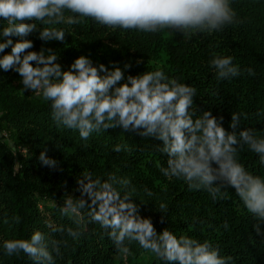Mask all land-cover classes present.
<instances>
[{
	"label": "trees",
	"instance_id": "obj_1",
	"mask_svg": "<svg viewBox=\"0 0 264 264\" xmlns=\"http://www.w3.org/2000/svg\"><path fill=\"white\" fill-rule=\"evenodd\" d=\"M229 3L239 22L190 38L179 32L113 29L90 20L64 26L63 42H42L36 32L26 38L33 42L32 50L53 49L62 69L79 55L97 66H119L125 76L160 69L197 90L192 106L197 117L208 110L223 117L222 126L231 131V115L237 113L240 129L264 138V0ZM5 23L0 20V29ZM214 55L232 57L242 74L217 79L210 63ZM125 64L130 67L124 69ZM248 68L255 75L244 71ZM116 145L122 146L121 152L113 151ZM161 145L155 137L120 127L94 131L84 140L78 130L58 126L50 102L22 90L16 72L0 69V264H36L27 254L9 256L3 248L5 240L30 239L34 231L46 240L66 242L59 255L53 253L52 264H164L138 242L125 241L129 253L118 252L105 230L86 215L82 235L76 240L67 235V228L77 225L60 209L68 194L79 196L77 178L86 172L101 179L109 174L128 179L139 214L149 218L158 233L167 228L178 237L207 240L222 257H232L230 264H264V221L248 213L230 186L213 199L204 189H189L183 179L165 177L160 168L166 167L167 158L159 151ZM41 152L58 167L43 166ZM237 159L248 172L264 178V164L247 146L238 148ZM161 203L166 205L162 212Z\"/></svg>",
	"mask_w": 264,
	"mask_h": 264
},
{
	"label": "clouds",
	"instance_id": "obj_2",
	"mask_svg": "<svg viewBox=\"0 0 264 264\" xmlns=\"http://www.w3.org/2000/svg\"><path fill=\"white\" fill-rule=\"evenodd\" d=\"M0 20L6 22L0 29V69L16 72L22 90L50 102L58 126L78 130L84 140L94 131L117 127L155 137L162 141L159 151L166 154V167L160 168L165 177L183 179L189 189H204L213 199L230 186L248 213L264 221V178L248 172L237 159L238 148L247 146L264 164V138L240 129V114L232 113L228 131L222 126L223 117L208 110L197 117L192 111L197 90L160 69L125 76L121 67L97 66L85 55L62 69L53 49L32 50L33 42L26 38L36 32L42 42H63L64 26L86 20L113 29L179 32L190 38L239 22L229 0H0ZM210 63L217 79L242 74L230 56L214 55ZM244 71L255 75L251 68ZM22 151L27 155V149ZM113 151L121 152L122 146ZM38 159L43 166L58 167L45 152ZM77 185L79 196L68 194L60 209L62 215L74 218L76 229L67 228L74 240L82 235L86 215L105 230L120 253L128 254L125 241H134L164 264H230L232 257H222L207 240L178 237L167 228L158 233L151 220L139 214L128 179L115 174L101 179L86 172L77 178ZM159 208L162 212L166 205ZM14 219L19 222V217ZM62 243L66 242L46 240L42 232L34 231L30 239L5 240L3 248L9 256L22 252L36 264H52Z\"/></svg>",
	"mask_w": 264,
	"mask_h": 264
}]
</instances>
